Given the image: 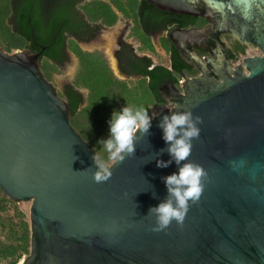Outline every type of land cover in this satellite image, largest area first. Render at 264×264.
I'll list each match as a JSON object with an SVG mask.
<instances>
[{
	"label": "water",
	"instance_id": "water-1",
	"mask_svg": "<svg viewBox=\"0 0 264 264\" xmlns=\"http://www.w3.org/2000/svg\"><path fill=\"white\" fill-rule=\"evenodd\" d=\"M147 1L214 23L170 31L200 74L161 87L172 107L137 131L134 155L112 162L106 182L93 180L98 151L71 123L41 53L0 44V188L16 203L31 201V250L19 264H264V0ZM224 33L263 54L234 67ZM188 110L202 120L188 161L207 173L203 191L183 224L153 231L150 207L175 204L164 178L187 162L170 156L159 125Z\"/></svg>",
	"mask_w": 264,
	"mask_h": 264
},
{
	"label": "trees",
	"instance_id": "trees-1",
	"mask_svg": "<svg viewBox=\"0 0 264 264\" xmlns=\"http://www.w3.org/2000/svg\"><path fill=\"white\" fill-rule=\"evenodd\" d=\"M120 13L134 20L133 35L141 50L154 53L152 36L167 25L157 22L161 12L147 1L0 0V44L6 51L29 48L41 53V66L49 80L65 67L71 54L78 59L75 79L64 84L60 95L70 104L73 126L108 167L112 162L100 141L110 136L108 121L113 110L142 106L152 118L157 109L167 105L160 91L166 82L173 80L180 86L183 73L199 74L165 37L162 46L170 55L169 65L154 63L146 52L137 54L125 43L117 55L119 68L123 75L137 78L136 82L120 78L104 50H87L80 44L114 26ZM30 250V219L0 188V264H19Z\"/></svg>",
	"mask_w": 264,
	"mask_h": 264
},
{
	"label": "clouds",
	"instance_id": "clouds-1",
	"mask_svg": "<svg viewBox=\"0 0 264 264\" xmlns=\"http://www.w3.org/2000/svg\"><path fill=\"white\" fill-rule=\"evenodd\" d=\"M201 118L193 117L191 110L173 112L165 116L160 123L162 138L168 145V152L178 165L183 163L178 172L164 178V182L171 196L175 197V204L171 199L165 200L156 206L150 207L149 214H155L153 231H161L175 221L183 224L189 210V203H196L202 194L204 184L202 178L207 173L202 166L188 161L191 154L192 141L199 138ZM109 123L110 136L101 140L104 150L108 154V160L114 164L123 162L126 157H132L135 153V135L138 130L147 133L151 120L147 110L142 107L123 106L119 110H113ZM97 169L92 172V178L96 183L108 181L113 173L110 168L98 156L94 157ZM168 162L158 161V167H167Z\"/></svg>",
	"mask_w": 264,
	"mask_h": 264
},
{
	"label": "rangeland",
	"instance_id": "rangeland-1",
	"mask_svg": "<svg viewBox=\"0 0 264 264\" xmlns=\"http://www.w3.org/2000/svg\"><path fill=\"white\" fill-rule=\"evenodd\" d=\"M128 23H130L131 25V31L128 32L125 38L126 40L134 44L137 52L139 54H143L146 52L149 56L153 58L154 63H163L165 65H169L170 56H169V53L166 50H164L162 46L163 38H158L156 36L152 37V41L156 48V51L154 53L148 52L146 50H141V44L136 40V38L133 35V27L135 26L134 20L126 19L121 13H120V19L114 26L105 28L102 31V33L99 34V36L93 42L87 45H81V46L87 50H95V49L104 50L110 60L111 66L114 69L115 73L122 79L129 80L130 82H136L135 80L137 77H131V78L126 77L119 72L117 59L114 56V52L118 48L117 46L118 40L123 35L124 31L126 30ZM16 50H13L12 52ZM77 69H78V59L76 58L74 54H71L70 61L65 65V67H63L60 70L59 73L54 74L52 80H50L57 87L59 94L63 92L64 84L74 81ZM81 90L84 92V94L88 93L86 89H81ZM167 107H172V105L167 104L163 108L157 109L153 116L157 115L158 113H160L163 109ZM17 204L19 205L21 210H23L26 213L27 218L30 219L31 201L21 202Z\"/></svg>",
	"mask_w": 264,
	"mask_h": 264
},
{
	"label": "flooded vegetation",
	"instance_id": "flooded-vegetation-1",
	"mask_svg": "<svg viewBox=\"0 0 264 264\" xmlns=\"http://www.w3.org/2000/svg\"><path fill=\"white\" fill-rule=\"evenodd\" d=\"M143 1H147V0H139V2H143ZM147 2L149 4H151V6L159 9L157 5L152 4L149 1H147ZM159 10L161 13L158 17L157 22L161 26L166 24L167 28H166V30L155 33L152 37L156 36L158 38H165V37L169 38L170 31H172L176 28H180V29L200 28V29H203L206 26L212 25L214 23V21L212 19L208 18L203 13L189 14V13H177V12H173V11H169V10H161V9H159ZM129 31H131L130 23H128L126 30L124 31L123 35L118 40V44H117L118 48L115 50L116 55H118V53L121 50H123V45L125 43L130 44L132 47L135 48L134 44L132 42L126 40V38H125ZM223 36H224V39L228 45V48H229V51L231 54L230 61L234 67L237 66L238 64H244V60L246 57H252V56L263 54L261 49H257L251 44L240 41L236 36H234L230 33H224ZM96 38L91 39V40L80 41V44L81 45H87V44L93 42ZM171 43H172V41H171ZM164 50H166V49L164 48ZM196 51L203 57L209 55V53L202 48H197ZM134 52L138 54L136 49L134 50ZM199 74H200V71H199Z\"/></svg>",
	"mask_w": 264,
	"mask_h": 264
},
{
	"label": "built area",
	"instance_id": "built-area-1",
	"mask_svg": "<svg viewBox=\"0 0 264 264\" xmlns=\"http://www.w3.org/2000/svg\"><path fill=\"white\" fill-rule=\"evenodd\" d=\"M181 82H182V80H181Z\"/></svg>",
	"mask_w": 264,
	"mask_h": 264
},
{
	"label": "crops",
	"instance_id": "crops-1",
	"mask_svg": "<svg viewBox=\"0 0 264 264\" xmlns=\"http://www.w3.org/2000/svg\"><path fill=\"white\" fill-rule=\"evenodd\" d=\"M148 55V54H147Z\"/></svg>",
	"mask_w": 264,
	"mask_h": 264
}]
</instances>
